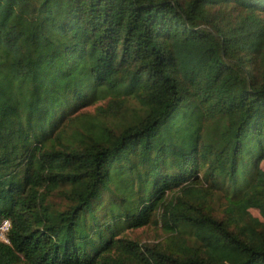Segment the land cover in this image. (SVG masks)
Returning a JSON list of instances; mask_svg holds the SVG:
<instances>
[{"label":"trees","instance_id":"trees-1","mask_svg":"<svg viewBox=\"0 0 264 264\" xmlns=\"http://www.w3.org/2000/svg\"><path fill=\"white\" fill-rule=\"evenodd\" d=\"M263 161L264 0H0V264H264Z\"/></svg>","mask_w":264,"mask_h":264},{"label":"rangeland","instance_id":"rangeland-1","mask_svg":"<svg viewBox=\"0 0 264 264\" xmlns=\"http://www.w3.org/2000/svg\"><path fill=\"white\" fill-rule=\"evenodd\" d=\"M260 169L264 172V161L260 164ZM250 213L253 217L258 219L259 221H262V217L260 216L259 212L255 209L250 210ZM131 238H135L140 240L142 243H153L156 241V235L152 231V229H144V230H138L133 233L128 234Z\"/></svg>","mask_w":264,"mask_h":264},{"label":"built area","instance_id":"built-area-1","mask_svg":"<svg viewBox=\"0 0 264 264\" xmlns=\"http://www.w3.org/2000/svg\"><path fill=\"white\" fill-rule=\"evenodd\" d=\"M9 230V223L8 221L4 220L0 223V242L8 243L7 233Z\"/></svg>","mask_w":264,"mask_h":264}]
</instances>
